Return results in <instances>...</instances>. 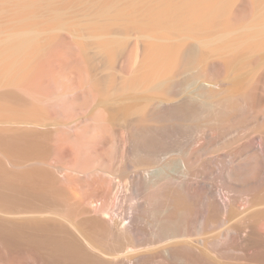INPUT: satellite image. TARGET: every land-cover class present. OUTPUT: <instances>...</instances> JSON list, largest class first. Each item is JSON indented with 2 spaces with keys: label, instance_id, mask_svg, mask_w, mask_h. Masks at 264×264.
Masks as SVG:
<instances>
[{
  "label": "bare ground",
  "instance_id": "obj_1",
  "mask_svg": "<svg viewBox=\"0 0 264 264\" xmlns=\"http://www.w3.org/2000/svg\"><path fill=\"white\" fill-rule=\"evenodd\" d=\"M90 2V36L79 30L60 56L83 65L85 76L71 73L92 102L82 118L53 123L91 126L90 158L73 164L90 190L63 175L89 215L87 237L50 232L41 255L26 228L0 221V247L24 243L47 264H264V0ZM119 25L136 31L133 45L113 34ZM31 39L6 45L19 57ZM86 39L110 64L124 46L119 77L90 75ZM56 62H46L50 74ZM32 196L0 184L1 199Z\"/></svg>",
  "mask_w": 264,
  "mask_h": 264
},
{
  "label": "rangeland",
  "instance_id": "obj_2",
  "mask_svg": "<svg viewBox=\"0 0 264 264\" xmlns=\"http://www.w3.org/2000/svg\"><path fill=\"white\" fill-rule=\"evenodd\" d=\"M90 1L0 0V184L10 182L29 189L33 194L29 199L15 202L0 198V221L16 223L26 228L34 243L39 244L37 251L41 255L47 252L42 239L50 232L58 237L73 236L82 239L81 234L87 237L89 229L86 221L89 215L81 213L75 193L76 185L67 183L63 175L67 173L76 178L77 186L83 185L78 186L79 190H90L89 179L74 170L73 164L77 157L80 158L79 161L90 158L88 154L91 144L88 135L91 126L83 123L78 128L79 131L72 127H63L64 129L57 131L53 123H57L60 118H82L92 102L89 88L84 89L88 86L78 87L79 83L71 73V70L82 68L81 73L85 76L83 65L79 68L80 63L76 64L78 61L71 55V61L65 67L60 56L66 44L73 50L77 41L75 34L81 31L90 36L93 14L89 7ZM88 4L89 8L86 7ZM114 31L113 34L120 37L122 45L127 43L131 46L135 43L136 31L127 30L122 25L115 27ZM14 36H30L31 41L33 40L31 46L19 57L6 45L7 40ZM92 41L85 40L86 45H89L86 46L89 60L85 68H89L90 75L95 73L92 76L98 75L97 78L100 75L119 77L124 46L118 49L115 61H112L114 63L110 64L109 61L105 63L106 59L102 60L95 48L97 45H93ZM3 56L6 60H2ZM51 57L58 62L53 67L56 71L53 70L52 75L46 63ZM78 132L82 134L79 135ZM75 134L79 135L80 140L82 138V141L76 139L78 145L75 140L72 141L76 138ZM3 140H23L24 145L16 147ZM31 142L36 144L34 150L29 148ZM86 142L89 147L85 145ZM86 147L89 148L88 153ZM83 153H87L86 157L89 158L85 159L84 155L81 159ZM60 165L66 167L61 173L57 171ZM29 175H33L31 182L23 179ZM27 247L24 243L17 250L0 247V264H47L38 255L30 253ZM224 264L228 263L224 261Z\"/></svg>",
  "mask_w": 264,
  "mask_h": 264
}]
</instances>
